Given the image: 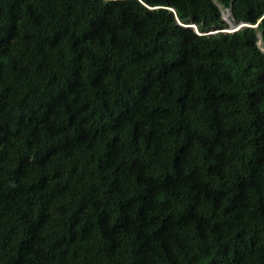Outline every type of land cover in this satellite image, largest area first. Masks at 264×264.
Returning a JSON list of instances; mask_svg holds the SVG:
<instances>
[{
	"label": "trees",
	"instance_id": "trees-1",
	"mask_svg": "<svg viewBox=\"0 0 264 264\" xmlns=\"http://www.w3.org/2000/svg\"><path fill=\"white\" fill-rule=\"evenodd\" d=\"M219 2L263 18L0 0V264H264V0Z\"/></svg>",
	"mask_w": 264,
	"mask_h": 264
},
{
	"label": "rangeland",
	"instance_id": "rangeland-1",
	"mask_svg": "<svg viewBox=\"0 0 264 264\" xmlns=\"http://www.w3.org/2000/svg\"><path fill=\"white\" fill-rule=\"evenodd\" d=\"M215 2L218 5L221 6V8H222V16L225 19V21L227 22V24L229 26V29H232V28L234 29L235 28V22H234L233 17H232V15L230 13V10L225 8V7H223L221 5V3L219 2V0H215ZM258 44H259L260 48L264 51V43L261 40V37L259 38Z\"/></svg>",
	"mask_w": 264,
	"mask_h": 264
},
{
	"label": "clouds",
	"instance_id": "clouds-1",
	"mask_svg": "<svg viewBox=\"0 0 264 264\" xmlns=\"http://www.w3.org/2000/svg\"><path fill=\"white\" fill-rule=\"evenodd\" d=\"M222 5V4H221ZM220 6V5H219ZM223 6V5H222ZM221 7V6H220ZM224 7V6H223ZM222 9V8H221ZM227 9H229L230 10V8H227ZM230 13H231V10H230ZM231 15H232V13H231ZM223 17V16H222ZM233 17V16H232ZM263 18V17H262ZM261 18V19H262ZM224 19V18H223ZM261 19H259V21L257 22V24H250V23H247V22H238V23H236L235 22V28L233 29H229V26H228V24H227V28H225L224 30L225 31H227V32H232V31H235V30H237V29H239V28H241L242 26H251V27H257L258 25H259V23H260V21H261ZM225 20V19H224ZM227 23V22H226ZM191 25H193L194 27L193 28H195V29H197V26L195 25V24H188V25H185V26H189V27H191ZM217 31H219L218 29H214V30H212V31H210L211 33H214V32H217ZM259 36V38L261 37V34H259L258 35ZM261 40H262V38H261ZM264 43V42H263ZM263 51V50H262ZM264 52V51H263Z\"/></svg>",
	"mask_w": 264,
	"mask_h": 264
},
{
	"label": "water",
	"instance_id": "water-1",
	"mask_svg": "<svg viewBox=\"0 0 264 264\" xmlns=\"http://www.w3.org/2000/svg\"><path fill=\"white\" fill-rule=\"evenodd\" d=\"M191 27H194L193 25H191Z\"/></svg>",
	"mask_w": 264,
	"mask_h": 264
}]
</instances>
